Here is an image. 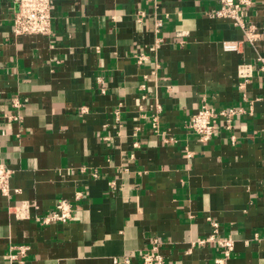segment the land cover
Here are the masks:
<instances>
[{"label":"crops","instance_id":"0c3cea01","mask_svg":"<svg viewBox=\"0 0 264 264\" xmlns=\"http://www.w3.org/2000/svg\"><path fill=\"white\" fill-rule=\"evenodd\" d=\"M253 2L249 43L209 16L216 0H52L50 33L21 36L17 3L0 0V264H142L155 242L165 264H217L218 245L197 244L210 235L233 240L223 264H264V0ZM202 103L238 111L205 143L188 128ZM62 199L73 220L43 224Z\"/></svg>","mask_w":264,"mask_h":264},{"label":"built area","instance_id":"2783aa9c","mask_svg":"<svg viewBox=\"0 0 264 264\" xmlns=\"http://www.w3.org/2000/svg\"><path fill=\"white\" fill-rule=\"evenodd\" d=\"M18 9L14 14L11 32L14 36L21 35H48L50 33L51 7L52 0H14ZM219 7L209 14L210 17L227 19L232 25L240 29L244 35V40L253 43L260 36L256 25L247 22V9L254 3L253 0H216ZM160 27V22H156V32ZM243 45L242 41H223L222 49L225 52H238ZM264 69V67H263ZM253 67L249 64L238 66V77L245 83L252 75ZM14 107H19L17 101L13 102ZM238 111L235 109L215 110L214 108L202 103L196 113L192 115L188 128L192 131L201 143L211 139L215 133V127L218 120H223L225 127H231V122ZM10 119L20 121L21 115L14 113ZM11 171L0 164V193L8 194V182ZM18 210L15 214L18 218H24L25 207L15 208ZM43 224L53 222L66 223L73 220L72 206L66 200H58L55 203L54 210L40 218ZM216 228V225L213 224ZM215 231V230H214ZM206 242H215L221 250L222 258L216 261L217 264H223L231 255L233 250V240L230 238L214 239L213 235L203 240H198L197 244ZM158 244L148 251L141 253L142 264H165L163 258L158 253ZM25 247H20V254L23 255ZM15 256H11L14 259Z\"/></svg>","mask_w":264,"mask_h":264}]
</instances>
